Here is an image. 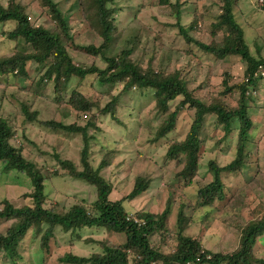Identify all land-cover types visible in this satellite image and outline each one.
Here are the masks:
<instances>
[{
	"label": "rangeland",
	"instance_id": "rangeland-1",
	"mask_svg": "<svg viewBox=\"0 0 264 264\" xmlns=\"http://www.w3.org/2000/svg\"><path fill=\"white\" fill-rule=\"evenodd\" d=\"M54 1L68 18L71 35L76 43L96 47L103 44L95 25L92 0ZM75 1L85 6L75 7ZM169 1L173 5L177 3V0ZM218 1L179 0V25L176 9L166 5L164 0H116L125 11L117 17V30L106 50V56H117L124 49L133 48L135 62L147 67L152 60L153 66L166 74L178 71L186 79L190 90L204 103L211 104L220 99L236 107L238 93L225 94L223 82L225 79H229V85L242 82L246 63L236 55L218 58L197 44L218 45L223 41L224 32L214 29L220 13ZM16 2L24 5L34 26H43L51 32L57 29L48 8L43 6L41 0ZM1 3L6 6L9 2L1 0ZM262 5L259 0H238L235 7L236 21L244 30L252 56L258 59H264ZM194 21H197V28L192 27ZM16 26L12 22L0 25V59L12 56L16 51L17 44L4 34ZM180 26L187 32V37L193 40L192 43H188L187 37L181 34ZM69 52L78 65L106 68L101 57L74 49H69ZM36 68L35 63L27 67L29 78L0 76V117L15 129L17 137L14 141L16 145L23 146L24 157L37 165L45 175L46 207L53 204L57 212H67L73 205L82 204L88 211H92V205L97 200V189L83 180L73 179L66 169L60 167L56 158L57 155L69 160L82 170L83 137L65 131L46 130L26 121L22 111L24 106L38 111L39 119L43 121L55 120L65 125L77 123L84 126L90 119L94 120L99 130H90V135L94 136L90 142V162L92 166L98 167L101 161L112 158L111 166L102 172L113 185L111 201H119L128 196L137 176L152 179L150 189L139 198L126 202L125 207L134 215L138 212L161 214L168 201H171L168 233L152 237L153 245L163 254L176 252L177 238L172 230L176 231L178 220L185 215L187 235L184 236L200 238L205 248L212 252L236 249L241 234L238 226L248 225L252 216L255 219L264 212V80L259 92L253 91L250 94L253 101L249 102V107L254 127L247 146L248 169L238 174L223 175L227 201L221 204L217 202L219 210L213 211L209 208L196 209L195 199L200 188L214 180L210 163L216 162L220 167L229 164L236 157L237 144L236 133L220 143L225 131L222 126H218L216 116L208 117L198 175L190 186L185 187L184 181L177 176L184 166L178 161L166 160V155L174 141L185 138L194 119V111L183 109L176 130L168 138L156 141L157 132L169 114H161L157 110L152 93L142 95L141 91L134 90L131 94L122 95L116 115L118 120H115L111 115L104 116L99 111L121 93L122 85H117L111 91L109 87L102 86L97 75L88 76L81 90L97 106L88 112L89 117L86 118L84 112H77L66 103L59 105L54 102V83L38 85L37 81L45 70L39 66L41 72L38 74ZM76 81L74 79V85ZM179 101L172 104L170 113L176 109ZM106 150L113 154H106ZM56 172L58 176L54 175ZM31 192L33 185L27 175L4 171V165L0 163V209L5 201L17 208L31 205V199L26 196ZM236 207L242 208L240 216L234 210ZM183 211L184 215H181ZM204 215H208V219H203ZM13 223L12 220H0V234H6ZM43 233L38 227L31 229L19 244L16 257L1 250L0 264H66L63 259L67 254L89 258L103 253V245L124 244L126 240L124 234L99 227L83 228L76 235H65L58 228L50 244L44 248ZM254 249L258 258H264L263 240ZM129 255H132L131 251Z\"/></svg>",
	"mask_w": 264,
	"mask_h": 264
},
{
	"label": "trees",
	"instance_id": "trees-1",
	"mask_svg": "<svg viewBox=\"0 0 264 264\" xmlns=\"http://www.w3.org/2000/svg\"><path fill=\"white\" fill-rule=\"evenodd\" d=\"M43 6L48 8L52 20L56 24V30L50 31L43 26H34L31 23L30 15L26 8L16 0H8L4 6L0 0V25L8 22L16 23L12 31H5L4 34L17 44L15 53L12 56L0 59V76L30 77L27 67L30 64H37L36 72L39 74L41 68L45 73L39 78L37 84L45 86L53 82L54 102L59 105L64 103L70 105L77 112H84L88 118V112L93 111L97 106L96 102L86 97L81 86L88 76L97 75L99 82L110 90L117 85H122L121 93L114 96L104 109L99 113L118 120L117 109L120 107L121 98L124 94H131L139 90L142 95L152 93L156 108L161 114H169L165 123L159 128L156 141L168 138V135L177 128L182 110L194 111V119L185 138L174 141L169 147L166 155L168 161H178L184 167L177 175L188 187L196 178L203 158L202 141L205 135L206 124L209 116H216L218 126H222L225 134L220 141L227 140L236 133V157L226 166L220 167L216 162L210 163L214 175L213 182L200 188L196 203V209H213L218 211L217 202L227 201V188L223 182V175L238 174L248 169L247 146L250 132L254 127V121L250 114L249 102L253 101L250 94L259 92L260 85L264 80V59L252 56L246 43L244 30L235 18V7L238 0H219L220 13L214 29L224 32L223 41L218 45H206L197 43L201 49L209 54L224 59L236 55L246 63L244 79L234 85H229V79H225V94L234 95L238 93L237 106L232 107L223 100L216 99L214 103L207 104L195 96L190 90L186 79L182 74L175 71L166 74L156 69L151 60L147 67L134 61L135 50L124 49L117 56L107 57L106 50L113 41L117 30L118 15L124 12L116 0H92L91 7L96 19L98 34L103 44L96 46H83L76 43L71 35V27L68 18L63 14L59 5L54 0H41ZM175 5L169 0H164L166 5L176 9L178 23H181L180 3ZM264 10V0H259ZM75 7H84L77 4ZM197 21L192 27L197 28ZM181 34L187 37V32L180 26ZM214 35H216L214 33ZM188 43L193 40L187 37ZM69 49L84 52L89 55L101 57L105 69H99L95 65L83 67L74 62ZM74 79L77 81L73 84ZM110 91V92H111ZM224 95V93H222ZM178 99L176 109L170 113L172 104ZM23 114L26 121L35 123L46 130L65 131L71 134L81 135L84 140V148L81 152L82 170L66 159L56 155L60 167L66 169L69 175L76 180H83L97 189V200L92 205V211H88L82 204H75L67 212H57L53 204L46 207L47 195L45 194L46 177L40 169L28 158L24 157L23 146L16 145L14 139L17 137L15 129L6 119L0 117V163L4 165V171H16L27 175L32 181L33 192L26 195L31 199L32 204L22 208L14 207L9 201L3 203L0 209V220L14 221L6 234H0V251L8 255L19 254V244L28 232L38 227L43 230L42 246L45 248L54 238V232L58 228L65 235H76L83 228L99 227L116 234H124V244L103 245V253L94 254L85 258L73 254H67L63 261L66 264H264V258H258L255 253V246L263 240L264 244V212L262 211L255 219L250 212L252 219L248 225L236 226L240 229L238 246L234 250L212 252L205 248L200 238L187 237L185 233L186 215L178 220L176 231L177 246L176 252L163 254L159 248L153 245L154 235L168 233V219L170 216V204L161 214L150 212H138L131 214L125 207V203L139 198L147 192L152 179H145L144 176H137L134 188L131 193L119 201H111L113 185L102 175V172L112 164V158L101 161L98 167L92 166L90 162L91 140L90 130L99 128L90 119L84 126L73 123L65 125L61 121L39 119V112L33 111L30 107L24 106ZM95 117V116H94ZM237 131V132H236ZM115 152V151H114ZM106 154H113L106 150ZM54 175L58 176L56 172ZM226 207V206H224ZM241 207L234 208L237 216H240ZM253 210V207H252ZM181 212V215H184ZM209 214V213H208ZM203 219H208L204 215ZM33 232V230H32ZM129 251L132 255H129Z\"/></svg>",
	"mask_w": 264,
	"mask_h": 264
},
{
	"label": "built area",
	"instance_id": "built-area-1",
	"mask_svg": "<svg viewBox=\"0 0 264 264\" xmlns=\"http://www.w3.org/2000/svg\"><path fill=\"white\" fill-rule=\"evenodd\" d=\"M262 74H263V72H262ZM130 252V251H129Z\"/></svg>",
	"mask_w": 264,
	"mask_h": 264
}]
</instances>
